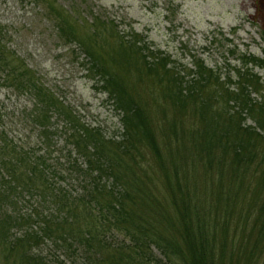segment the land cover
Segmentation results:
<instances>
[{
  "label": "trees",
  "instance_id": "1",
  "mask_svg": "<svg viewBox=\"0 0 264 264\" xmlns=\"http://www.w3.org/2000/svg\"><path fill=\"white\" fill-rule=\"evenodd\" d=\"M40 1L48 3L61 37L86 52L90 70L101 77L121 115L123 132L109 136L82 123L7 51L0 31L6 82L34 97L35 122L47 146L54 135L52 115L65 122L83 184L75 194L55 183L49 159L1 131L0 264H64L37 251L47 241L57 249L83 250L86 264H254L264 247V79L255 71L264 69V58L245 53L242 67L228 75L200 58L193 68L179 70L145 38L124 36L112 22L99 20L92 24V41L106 30L115 44V54L101 55L71 31V14L51 0ZM133 71L141 80L153 79L165 131L170 139L181 131L190 141L182 142L185 156L156 133L157 113L128 81ZM165 107L172 110L170 120ZM187 121L191 127L184 126ZM149 155L161 173L165 201L149 187ZM184 161L196 171L204 168L205 197L192 186ZM237 213L242 218L233 226Z\"/></svg>",
  "mask_w": 264,
  "mask_h": 264
},
{
  "label": "rangeland",
  "instance_id": "2",
  "mask_svg": "<svg viewBox=\"0 0 264 264\" xmlns=\"http://www.w3.org/2000/svg\"><path fill=\"white\" fill-rule=\"evenodd\" d=\"M57 10L71 14V31L78 38L92 42L101 55L114 53L106 30L94 41L93 22H112L124 36L146 40L152 51L171 57L179 70L193 68L195 59L204 60L208 66L223 75L234 74L242 67L243 54L264 58V0H51ZM49 5L40 0H0V31L7 51L26 64L44 86L73 110L82 123L98 127L109 136L123 132L121 115L114 101L102 86L101 77L90 70V59L75 41H67L60 35L55 20L49 16ZM78 21V22H77ZM69 23V22H68ZM67 23V24H68ZM111 24V25H112ZM105 40L106 43L102 41ZM235 52V53H232ZM111 54V55H112ZM119 71V67L116 68ZM255 71L264 79V69ZM128 81L136 95L145 98L153 109L157 124L156 133L163 141H171L173 149L185 156L183 144L190 141L180 131L177 140L166 132V120L158 111L156 84L152 78L141 80L136 71L130 72ZM35 99L27 91L9 86L0 67V132L4 131L19 146L31 149L49 159L56 178L62 186L76 193L82 191L81 175L75 172L76 153L67 141L65 122L57 113L51 118L53 138L46 145L40 126L35 122ZM168 119H172V110ZM174 116V115H173ZM192 122H185L191 127ZM248 123L254 124L252 120ZM171 135V134H170ZM167 136V137H166ZM170 143V142H169ZM38 155V154H37ZM82 162V159H81ZM185 162V161H184ZM192 162V161H191ZM150 179L155 194L162 200L166 196L161 173L153 158L148 156ZM148 164V165H149ZM186 169L192 176V186L200 195L209 194L206 189L204 168ZM165 201V200H164ZM34 204V202H33ZM29 205V203H27ZM238 211H240L238 209ZM242 214L233 216L240 221ZM52 262L59 257L64 264H86L83 250L76 253L65 248H55L47 241L37 248ZM254 264H264V247L260 245Z\"/></svg>",
  "mask_w": 264,
  "mask_h": 264
}]
</instances>
